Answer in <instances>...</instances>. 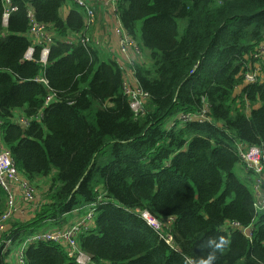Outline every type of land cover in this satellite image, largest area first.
<instances>
[{
	"label": "trees",
	"instance_id": "trees-1",
	"mask_svg": "<svg viewBox=\"0 0 264 264\" xmlns=\"http://www.w3.org/2000/svg\"><path fill=\"white\" fill-rule=\"evenodd\" d=\"M12 4L17 11L5 24L0 0L2 143L25 180H46L49 189L32 219L9 222L1 244L63 228L97 203L95 228L78 237L94 264H201L218 237L227 243L213 264H264V211L255 212L253 189L235 173L237 144L264 151V75L244 82L264 43V0H117L122 26L151 61L133 69L150 97L140 117L120 63L80 42L91 28L84 7L74 0ZM29 10L52 35L45 66L42 47L33 61L25 58L33 45ZM203 112L210 120L179 118ZM5 198L0 187V218ZM137 211L173 220L165 229L172 244ZM7 257L0 247V264ZM25 258L77 264L55 242L30 244Z\"/></svg>",
	"mask_w": 264,
	"mask_h": 264
},
{
	"label": "built area",
	"instance_id": "built-area-1",
	"mask_svg": "<svg viewBox=\"0 0 264 264\" xmlns=\"http://www.w3.org/2000/svg\"><path fill=\"white\" fill-rule=\"evenodd\" d=\"M74 1L86 9L88 17L87 27H92L96 21V13L84 0ZM107 3L110 7H112L115 19L117 20L115 35L118 39L119 54L124 60L126 68L133 72L136 64L142 59L143 52L140 45L122 26L116 8L117 0H108ZM4 6V23L7 24L11 14L17 11V7L12 4V0H4ZM28 19L30 20L31 25L29 37L31 38L33 45L28 50L25 58L29 61H33L36 47H42L39 62L45 66L48 63L50 45L52 44V35L48 32L47 27L44 24L38 23L33 10H29ZM79 40L84 45H88L93 42L88 35L82 36ZM258 48V52L255 51L252 55L255 62L252 64L249 71L244 74L245 84H257L263 80L264 43L259 45ZM39 81L47 84V81L44 78L39 79ZM125 93L130 98L131 108L135 115L137 117L144 116V105L148 102L150 97L148 94L142 92L138 86H133L126 74ZM53 100L54 95L50 94L46 99V105L52 103ZM179 118L185 121L210 120L205 115V112L199 115H180ZM22 123L26 126L29 124L27 121H22ZM237 150L241 158L243 168L247 173L252 174L253 194L255 198L254 208L256 213H260L264 211V151L260 147L248 146L242 143L237 144ZM0 187L6 193V201L9 207L0 218V247L2 248L4 255L8 254L6 263L27 264L25 251L30 244L35 242H55L65 246L68 249L69 256L73 258L77 264H94L91 257L85 254L79 246L78 237L95 228L97 203L87 206L86 208H88V213L86 214V217L82 218L73 226L37 232L29 236L21 245H17L11 240H5L3 241V246L1 244L2 234L8 230L10 221L15 219L17 216H24V214H22L23 205L31 207L35 206L37 208V195L35 193V188L29 181L25 180L21 176L12 158L11 151L7 148L0 150ZM99 201H102V199ZM137 213L148 223L149 226L159 231L162 238L165 239L168 244H172V236L169 234L165 235V229L170 227L173 220L170 219L163 222L155 218L148 211H137ZM21 219H23V217H21ZM247 233H249V231H247Z\"/></svg>",
	"mask_w": 264,
	"mask_h": 264
},
{
	"label": "crops",
	"instance_id": "crops-1",
	"mask_svg": "<svg viewBox=\"0 0 264 264\" xmlns=\"http://www.w3.org/2000/svg\"><path fill=\"white\" fill-rule=\"evenodd\" d=\"M88 6L96 13V21L92 25L90 29H88L87 35L91 38V40L94 43V46L99 47L102 51H104L106 54L109 55V57L113 60H116L121 64L123 67L125 74L127 75V78L129 79L130 83L133 86L136 85V80L134 77V74L132 71L128 70L126 68V64L124 63V60L121 58L119 54V45H118V39L115 35V27L117 24V20L115 19V14L113 13L112 7L108 5V0H84ZM65 16L68 15V11H65ZM150 62V61H149ZM149 62H143L142 64H149ZM238 94L241 93V89L239 88ZM20 115V113H19ZM5 148V146L2 143V134L0 131V150ZM245 178L247 173H244ZM248 176V175H247ZM44 181V180H38V182ZM8 203L5 198L4 202V209L5 211L8 209ZM36 208L23 205L22 207V215L23 219L21 217L17 216V219H20L22 221H29L34 217V212H36ZM87 212H85V209L74 212L71 216V219L69 220L68 224L66 226H73L77 224L82 218L86 217ZM48 226L46 227V229ZM50 228L49 230H51ZM53 229H61V228H53ZM45 230L42 229V231Z\"/></svg>",
	"mask_w": 264,
	"mask_h": 264
},
{
	"label": "rangeland",
	"instance_id": "rangeland-1",
	"mask_svg": "<svg viewBox=\"0 0 264 264\" xmlns=\"http://www.w3.org/2000/svg\"><path fill=\"white\" fill-rule=\"evenodd\" d=\"M186 26L185 21H180V33L182 34L184 32V28ZM260 48V47H259ZM258 46L255 47L254 52L259 50ZM142 53V52H141ZM137 60V58H136ZM150 58H148V54L147 53H142V59L140 60L138 64H142L143 62H149ZM151 62V61H150ZM150 64H148L147 66H150ZM239 89V88H238ZM238 94V91L235 93ZM245 171V169L242 167V165L240 164L239 166H237V168L235 169V173L237 175V177L239 178V180L245 182L247 184V186L249 187L250 190L253 189V181H247L244 175L243 170ZM246 172V171H245ZM33 187L35 188V193L37 195V200H36V206L39 207L45 200H46V193L48 191V183L46 180L44 181H35L33 182ZM34 206V205H32ZM85 212L88 213V208H85ZM166 220H164L165 222Z\"/></svg>",
	"mask_w": 264,
	"mask_h": 264
},
{
	"label": "clouds",
	"instance_id": "clouds-1",
	"mask_svg": "<svg viewBox=\"0 0 264 264\" xmlns=\"http://www.w3.org/2000/svg\"><path fill=\"white\" fill-rule=\"evenodd\" d=\"M211 243L215 246L214 251L208 256L206 260H202L201 264H213V262L217 259L216 253L222 250L227 242L223 237H218L217 239L211 241Z\"/></svg>",
	"mask_w": 264,
	"mask_h": 264
},
{
	"label": "water",
	"instance_id": "water-1",
	"mask_svg": "<svg viewBox=\"0 0 264 264\" xmlns=\"http://www.w3.org/2000/svg\"><path fill=\"white\" fill-rule=\"evenodd\" d=\"M158 109L156 108L155 111H157Z\"/></svg>",
	"mask_w": 264,
	"mask_h": 264
}]
</instances>
